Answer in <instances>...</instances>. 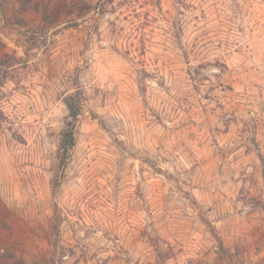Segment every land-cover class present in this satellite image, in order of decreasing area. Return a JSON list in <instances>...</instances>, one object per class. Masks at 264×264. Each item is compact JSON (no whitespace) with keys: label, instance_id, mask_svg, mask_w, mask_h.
<instances>
[{"label":"rangeland","instance_id":"rangeland-1","mask_svg":"<svg viewBox=\"0 0 264 264\" xmlns=\"http://www.w3.org/2000/svg\"><path fill=\"white\" fill-rule=\"evenodd\" d=\"M9 1L1 254L264 264V0H76L62 22ZM71 96L77 144L61 165Z\"/></svg>","mask_w":264,"mask_h":264},{"label":"trees","instance_id":"trees-1","mask_svg":"<svg viewBox=\"0 0 264 264\" xmlns=\"http://www.w3.org/2000/svg\"><path fill=\"white\" fill-rule=\"evenodd\" d=\"M22 4V9L29 7L33 0H18ZM68 107V115L66 117L64 128L61 132V140L59 144V160L64 165L69 159L71 152L76 147V133L79 125V109L75 103L74 97H69L65 101ZM0 264H24L23 261L17 260L13 255H3L0 252Z\"/></svg>","mask_w":264,"mask_h":264},{"label":"crops","instance_id":"crops-1","mask_svg":"<svg viewBox=\"0 0 264 264\" xmlns=\"http://www.w3.org/2000/svg\"><path fill=\"white\" fill-rule=\"evenodd\" d=\"M76 0H33L29 5V9L27 11H23L22 4L18 0H10L7 5L8 10L10 12H18L20 10L21 14L25 17V19H33L35 22L42 21L43 12L39 9L42 3L47 7V11L51 12V14L62 22V20L66 17V15L71 14L72 6L71 4ZM73 5V4H72Z\"/></svg>","mask_w":264,"mask_h":264}]
</instances>
